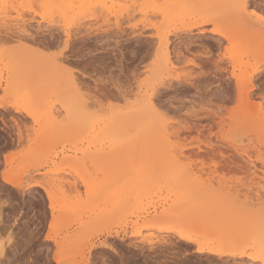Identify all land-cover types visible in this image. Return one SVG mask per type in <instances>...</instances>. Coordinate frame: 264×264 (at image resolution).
Segmentation results:
<instances>
[{"label": "rangeland", "instance_id": "374dc122", "mask_svg": "<svg viewBox=\"0 0 264 264\" xmlns=\"http://www.w3.org/2000/svg\"><path fill=\"white\" fill-rule=\"evenodd\" d=\"M97 1L72 12L70 0H0V99L21 109L0 110V264H56L54 255L66 264H252L255 241H264V180L256 160L264 150V0H181L171 20L137 12L121 15L120 26L106 11L115 4L120 11L118 0H105L106 8ZM149 1L147 11L164 4ZM40 3L48 7L37 15L32 6ZM18 69L33 85L43 83L42 91L7 86L13 74L23 76ZM129 74L132 94L142 100L123 93ZM151 93L155 109L169 116L183 168L161 137L136 141L131 128L134 142L112 145L101 130L103 119ZM125 186L141 194L113 195ZM169 202L180 203L178 219L149 221L147 212ZM113 204L121 215L100 222V211ZM163 227L191 240L162 233L171 239L162 246L134 237L137 230L160 235Z\"/></svg>", "mask_w": 264, "mask_h": 264}, {"label": "bare ground", "instance_id": "6f19581e", "mask_svg": "<svg viewBox=\"0 0 264 264\" xmlns=\"http://www.w3.org/2000/svg\"><path fill=\"white\" fill-rule=\"evenodd\" d=\"M45 2H48L49 0H44ZM71 1V4H70V7H71V9H72V12L74 11L75 12V10H76V8H80V10H79V12L81 11V9H82V7H84V6H87L88 7V5L90 4V3H92L91 1H90V3H89V1L88 0H78V3H79V6L77 7V5H78V3H77V0L75 1V0H70ZM97 1V0H96ZM100 1V0H99ZM110 2H111V0H109ZM112 1H115V0H112ZM117 1V0H116ZM115 1V2H116ZM147 1H149V0H118V2H119V5H120V11H116L115 12V5H117V4H115L114 6H111L110 8L108 7V9H106V11H107V17L108 16H111V15H113L114 17V19L116 20V23L115 24H119V19H120V16L121 15H123V14H127L128 16H124V18L125 17H127V19H129L130 18V16H133L134 17V14H136L137 12H139L142 16H145L146 18H148V16H150L151 15V13H154V14H157V13H160L161 15H162V17L165 19V20H171L172 18H173V16H175L176 15V12H177V10L181 7V6H183L182 5V3H184L183 1H181V0H162V1H164V4L162 5V6H159L160 8H159V10H153V9H151V11H147V10H145V3L147 2ZM153 2H156L157 3V1L159 2V1H161V0H152ZM196 1V0H195ZM52 2V1H51ZM67 2V1H66ZM98 2V1H97ZM114 2V3H115ZM117 2V3H118ZM151 1H149L148 3H150ZM187 2V1H186ZM194 2V1H193ZM198 2V1H197ZM152 3V2H151ZM97 4V3H96ZM112 4V3H111ZM186 4V3H185ZM101 5H103L104 6V8H106L105 6H108V5H106V1L104 0V2H101ZM110 5V4H109ZM91 6V5H90ZM93 7V6H92ZM117 7H118V5H117ZM116 7V8H117ZM187 7V6H186ZM86 8V7H85ZM103 8V7H102ZM70 9V10H71ZM184 9H185V7H184ZM98 10V9H97ZM104 10V9H103ZM83 11V10H82ZM179 11V10H178ZM71 12V11H70ZM69 12V13H70ZM175 13V14H174ZM178 13V12H177ZM180 14V13H179ZM65 15V14H64ZM77 16V15H76ZM74 17V16H73ZM92 17V16H91ZM105 17H106V15H105ZM122 17V16H121ZM122 19V18H121ZM131 19L133 20V18L131 17ZM123 20V19H122ZM122 20H120V21H122ZM80 21V20H79ZM112 20L110 19V22H111ZM124 21H126V20H124ZM130 21V20H129ZM66 22V21H65ZM108 22H109V20H108ZM132 22V21H131ZM25 23V22H24ZM78 23V22H77ZM19 24V23H18ZM74 24V23H73ZM122 24V23H121ZM24 25V24H23ZM22 25V26H23ZM118 26H120V24L118 25ZM155 28V27H154ZM158 29H159V27H158ZM165 29V28H164ZM24 32H25V30H23ZM159 31V30H158ZM27 32V31H26ZM25 36H27V35H25ZM34 36H36V35H34ZM161 36H162V34H161ZM28 37V36H27ZM25 38V37H24ZM160 38V37H159ZM29 39V38H28ZM31 40V39H30ZM33 41V40H32ZM29 42V41H28ZM48 43H50V42H48ZM47 44V43H46ZM163 46L165 47V54H166V61H167V63L168 62H170L171 60H170V57H169V53H168V49H169V47H168V42L165 40V42H163ZM44 46V45H43ZM42 47V46H41ZM171 54V53H170ZM18 57V56H17ZM18 58H20V57H18ZM19 60V59H18ZM66 60V59H65ZM19 62V61H18ZM14 63V62H13ZM15 63H17V62H15ZM14 63V64H15ZM24 63V62H23ZM13 64V65H14ZM25 64V63H24ZM12 65V66H13ZM14 67H16L17 68V66H14ZM20 68V67H19ZM24 69V68H23ZM26 69V68H25ZM12 70H14V69H12ZM21 70H22V68H21ZM16 71H19V69L18 70H16ZM24 71V70H23ZM23 71H19V73H22ZM13 73H15V72H13ZM12 73V74H13ZM26 73L27 72H25V75H26ZM16 74H18V73H16ZM20 75V74H19ZM22 76V75H21ZM20 76V77H21ZM23 76H24V72H23ZM23 76L21 77V78H23ZM28 75H26V76H24L25 78H24V80L23 81H20L19 80V76L17 75V76H15L14 74H13V78H12V81H11V83L9 84V82L7 81V86H9L10 85V88L12 89V87H13V89H14V87H15V89L14 90H16V87H17V91H20V92H23V91H26V92H28L27 90H31V91H33L35 94H37L38 93V91H40L41 90V85L43 84H41V85H33L29 80H27L26 78H28L27 77ZM77 78H78V76H77ZM77 78L76 77H74V78H72V83H73V85H74V87H75V89H78L79 90V88H77V87H80V86H78V83L80 84V82H77ZM79 78H81V77H79ZM81 80V79H80ZM79 81V80H78ZM33 82H36V81H33ZM84 83V82H83ZM86 83V82H85ZM46 85V84H45ZM53 85V84H52ZM12 86V87H11ZM42 86H44V85H42ZM46 88H49V87H46ZM46 88H43L42 87V89H45V91H46ZM3 90L4 89V84H3V82L2 81H0V90ZM50 89V88H49ZM51 90H53V89H51ZM42 91V90H41ZM44 92V91H43ZM20 94V93H19ZM34 94V95H35ZM43 94V93H42ZM47 94V93H46ZM45 94V95H46ZM146 94V93H145ZM131 96H133L134 97V99L136 98V95L134 96V94H132ZM40 97H43L42 95H40ZM40 97H38V98H40ZM142 97V96H141ZM136 98V100H142V98ZM144 97V96H143ZM146 97V98H145ZM145 97L143 98L144 100L142 101V102H140V101H135L133 104H135L136 102V104L135 105H133V104H131V102H127V105H126V109L128 108V111H126V112H121V114H115V115H110L109 116V118H107V119H103V125H104V127H103V129L101 128V130L103 131V134L105 135V138H108L109 140H107V141H110V144L112 143V145L113 144H117V141H121V140H126V139H128V142H134V140L132 141L131 139H132V134L130 135V132H131V128H135L136 129V132H134V134L136 133V135H134V137H133V139H136V141H138V140H143L144 138V140H151V139H156L157 137H159L156 133H155V131L152 129V127H153V120H154V115H153V111H151V110H148V109H146V108H144L143 107V102L145 101V100H148V101H150L151 102V104H152V106H153V108L155 109V102H154V100H153V95H152V93L151 94H147V95H145ZM45 98V97H44ZM38 100V99H37ZM40 101H42L43 102V100H41V98L39 99V104L40 103H42V102H40ZM81 105V104H80ZM131 105H133L134 107H132ZM77 107V106H76ZM75 107V108H76ZM129 107H131V109L129 110ZM160 107V106H159ZM156 110V109H155ZM7 111V110H6ZM116 111V110H115ZM114 111V112H115ZM120 111V110H119ZM125 111V110H124ZM1 113V112H0ZM7 113V112H6ZM9 113V112H8ZM117 113H118V111H117ZM8 115V114H7ZM10 115V114H9ZM8 115V116H9ZM21 115V114H20ZM72 115V114H71ZM75 115V117H77L76 116V114H74ZM73 115V116H74ZM1 116V115H0ZM51 116V115H50ZM106 116V115H105ZM17 117V116H16ZM22 117V116H21ZM23 118V117H22ZM12 119L14 120V122L15 123H17V121L14 119V117H12ZM18 119H19V117H18ZM27 120H28V118H26ZM1 120L3 121L4 119L3 118H1ZM19 120H21V119H19ZM30 120V119H29ZM149 120H151L152 121V124H150L149 123ZM86 121H88L89 123H90V120H87L86 119ZM92 121V120H91ZM21 122H23V120L21 121ZM79 122V121H78ZM3 123H4V121H3ZM8 123V122H7ZM6 123V124H7ZM19 123V122H18ZM18 123H17V126H18ZM98 124H99V119H98V122H97ZM5 124V123H4ZM19 125H21V124H19ZM93 125H95V122H94V124ZM101 126H102V124H101ZM22 127V126H21ZM95 127V126H94ZM97 127V126H96ZM186 127V126H185ZM9 128V127H8ZM96 129V128H95ZM195 129V128H194ZM197 129V128H196ZM130 130V131H129ZM132 130H134V129H132ZM93 131H95V130H93ZM140 131V133H138ZM91 132V131H90ZM90 134V133H89ZM22 135H20L19 134V138H16V139H19L18 141H20L21 142V139H22V137H21ZM129 137V138H128ZM88 138V137H87ZM160 138V137H159ZM130 139V140H129ZM138 139V140H137ZM88 140V139H87ZM6 141V140H5ZM8 141V140H7ZM25 141V140H24ZM23 141V142H24ZM116 142V143H115ZM130 142V143H131ZM105 143V142H104ZM103 143V144H104ZM12 144V143H11ZM19 144V143H18ZM122 144V143H121ZM126 144V143H125ZM128 144V143H127ZM148 145H149V143H148ZM5 146L7 147L8 145H6L5 144ZM17 146V145H16ZM92 147V146H91ZM119 147V146H118ZM10 149H11V147H9ZM8 148V149H9ZM104 148V147H103ZM223 156V155H222ZM221 156V157H222ZM223 159H225L226 157L224 156V157H222ZM228 158V157H227ZM125 182V181H124ZM123 182V183H124ZM20 183V182H19ZM24 183V182H23ZM14 185H16L15 183H13ZM20 184H21V186H20ZM20 184H18V186L21 188L22 187V183H20ZM17 186V187H18ZM33 188L35 189V187L33 186ZM24 189V188H23ZM29 190V189H28ZM32 190V189H31ZM21 191H22V189H21ZM23 192H26V191H23ZM31 194H32V192L33 191H29ZM38 192V191H37ZM46 195H47V197H48V200H49V209L50 210H52V211H54L55 210V200H54V198H53V195H52V193H51V191H49V190H47L46 189ZM123 193H124V195H126V196H130V195H134V194H137L136 196H138V195H140L141 194V190H139L138 188H136V187H127V186H125L124 188L123 187H121V188H119L118 190H115L114 191V194L113 195H117L118 196V194H122L123 195ZM34 194V193H33ZM116 196V197H117ZM120 197H122V196H120ZM114 198V197H113ZM125 198V197H124ZM42 199V198H41ZM123 198H121L120 200H122ZM40 200V199H39ZM168 200V199H167ZM112 201V200H111ZM107 202H109V201H107ZM79 203V202H78ZM165 203V202H164ZM169 204V207H166V204L163 206V207H161V209L160 208H156L155 210H154V212L152 213V212H147V215H149L148 217H150V219H149V221H157V220H161V219H166V218H173V219H178V216H179V211H180V207H179V205H180V203L179 204H177V203H173V204H170V202L168 203ZM113 206V209H109L108 207V205H107V208H103V210L102 211H100L101 213H100V215H99V220H100V222H107V221H109L110 219H112L113 220V218L115 219L118 215H121V210H120V208L119 207H116V206H114V204L112 205ZM160 210V211H159ZM55 213V212H54ZM137 213V212H136ZM144 215H146V214H144ZM121 218V217H120ZM119 218V219H120ZM124 219V218H123ZM138 219H140V218H138ZM144 219V218H143ZM135 223V222H134ZM133 223V224H134ZM138 223V221L136 222V224ZM218 224V222L216 221H212V222H210V224L212 225V224ZM37 227V226H36ZM151 227V226H150ZM150 227H147V228H145L146 230H150L151 228ZM158 230V232L157 233H159L160 235H155V236H151V235H149V236H147L146 234H144L141 230H137L135 233H134V237H136L137 239H138V241L140 240V243L142 244V243H148V244H151L152 245V243H154V240L156 239V240H158L156 243H161L162 244V246L163 245H167V244H169V242H171V239H167L166 238V236L165 235H163V236H161V234L163 233H168V232H172V233H174L179 239H183V240H188V241H190L191 240V238L190 237H188V236H186V235H184V234H182V233H180V232H178V231H173V230H165L164 229V227H163V229H160V228H158L157 229ZM36 232V231H35ZM171 233V234H172ZM173 234V235H174ZM153 235H154V233H153ZM169 236V235H168ZM170 238V237H169ZM173 238V237H172ZM174 240V239H173ZM12 241H14L13 240V237H10L9 239H8V244H10ZM247 241L249 242V239H247ZM173 242V241H172ZM12 243H14V242H12ZM94 243V242H93ZM140 243H138V245L140 244ZM140 244V245H141ZM171 244V243H170ZM174 244V243H173ZM51 245V244H50ZM176 245V244H175ZM52 246V245H51ZM57 246L59 247V249H60V247L62 246L60 243H57ZM136 246V245H135ZM5 248V246L3 245H0V259H1V257L4 255V248ZM48 247H50V246H48ZM71 247V246H70ZM84 247V246H83ZM115 247V246H114ZM140 247V246H139ZM144 247V246H143ZM254 248H259V256H257V257H255V256H253V255H250L249 257V259H251V263L253 264L254 262H261V264H264V257H262L261 256V250H262V248H264V241H260V240H256L255 241V244H254ZM49 250V249H48ZM118 251V250H117ZM60 252V251H59ZM86 252V251H85ZM88 252V251H87ZM50 253V252H49ZM119 253V252H118ZM257 253V252H256ZM252 254H254V253H252ZM48 255V254H47ZM46 255V256H47ZM28 256H29V254H28ZM39 256V255H38ZM49 256V255H48ZM56 256V257H55ZM121 256V255H120ZM54 257H55V262H56V264H66V262H64L63 260H61L60 259V257H58L57 255H54ZM84 257H86V256H83V258ZM46 258V257H45ZM233 258V257H232ZM34 259H37V258H34ZM54 259V258H53ZM47 260H49V258L47 259ZM84 260H85V258H84ZM1 261V260H0ZM36 261V260H35ZM44 262V261H43ZM50 262H53V261H49V263ZM83 262V261H82ZM89 262V261H88ZM159 262V261H158ZM54 263V262H53ZM52 263V264H53ZM74 263V262H73ZM72 263V264H73ZM48 264V263H47ZM68 264V263H67ZM76 264V263H75Z\"/></svg>", "mask_w": 264, "mask_h": 264}, {"label": "snow or ice", "instance_id": "6c2138e0", "mask_svg": "<svg viewBox=\"0 0 264 264\" xmlns=\"http://www.w3.org/2000/svg\"><path fill=\"white\" fill-rule=\"evenodd\" d=\"M235 6L236 7H245V5H243V4H238ZM32 7H33V9H39V11H37L36 14L40 15V12L43 11L44 9H46L48 7V5L44 4V3H40V4L33 5ZM96 7L100 8V7H103V5H97ZM56 55L59 56V55H61V53L58 52ZM66 71L69 73V75H71L74 70L67 69ZM129 85L131 86L132 91H129ZM121 87H122L123 93L125 95H127V96L132 95V92L136 88V84L132 80L131 74H129V80L126 81ZM114 98L121 100V101L123 100V96L120 94H117ZM82 99H84L86 101V98H82ZM87 106L91 107L90 104H88ZM6 107H11L15 111L21 110L18 103H10L7 99H0V110L4 109ZM143 107L148 109V110L153 111V113H154L153 130L155 131V133L159 137H161L164 140V142L170 147L171 151L174 153V159H175L176 167L177 168L185 167L184 162L186 161V157L181 151V146L179 144H172V141L175 140V137L171 136L169 128H168V124H169L168 114L166 112H161V111L155 110L153 108L151 102L148 100H145L143 102ZM28 115H31V113L29 112ZM209 134L212 136L213 139L209 140L208 143L210 146H214L213 140L216 137V133L214 130L209 129L206 132V137ZM222 147H229V145H223ZM256 160L259 163V171L261 174V178H262V180H264V150L261 151L260 155L256 158ZM250 167L252 168L253 171L257 170L256 163H250ZM12 196L15 200H19V192L13 191ZM5 210L8 212L12 211V209L10 207L5 209ZM11 223L12 222L9 221L10 226H11ZM261 256L264 257V248H262V250H261ZM239 264H250V262L249 261H240Z\"/></svg>", "mask_w": 264, "mask_h": 264}]
</instances>
